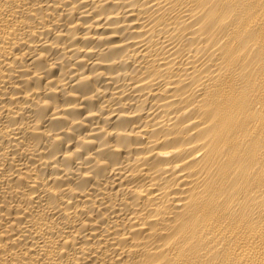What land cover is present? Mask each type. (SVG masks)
Here are the masks:
<instances>
[{
  "label": "bare ground",
  "instance_id": "1",
  "mask_svg": "<svg viewBox=\"0 0 264 264\" xmlns=\"http://www.w3.org/2000/svg\"><path fill=\"white\" fill-rule=\"evenodd\" d=\"M0 264H264V0H0Z\"/></svg>",
  "mask_w": 264,
  "mask_h": 264
}]
</instances>
